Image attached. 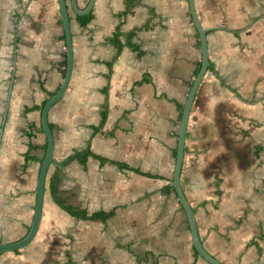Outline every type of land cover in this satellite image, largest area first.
<instances>
[{
	"label": "crops",
	"instance_id": "1",
	"mask_svg": "<svg viewBox=\"0 0 264 264\" xmlns=\"http://www.w3.org/2000/svg\"><path fill=\"white\" fill-rule=\"evenodd\" d=\"M194 3L210 67L190 113L182 190L211 256L264 264V0ZM70 13L72 75L48 115L64 167L48 169L34 240L0 264H208L172 188L202 64L188 0H96L86 26ZM65 62L58 0H0V244L31 227L47 138L41 111L26 108L60 88ZM53 188L88 216L112 215L78 219Z\"/></svg>",
	"mask_w": 264,
	"mask_h": 264
},
{
	"label": "water",
	"instance_id": "2",
	"mask_svg": "<svg viewBox=\"0 0 264 264\" xmlns=\"http://www.w3.org/2000/svg\"><path fill=\"white\" fill-rule=\"evenodd\" d=\"M190 14L192 17V21L194 26L199 34L200 44H201V51H202V64L199 70V73L196 76V79L193 82L192 88L184 105V109L182 112V118L180 122V129H179V136H178V146H177V154H176V162L174 167L173 173V188L175 190L176 196L178 198L179 203L181 204L183 210L185 211L189 228L191 232L192 244L195 251L198 255L205 260L208 264H223L218 261L216 258L211 256L206 249L204 248L200 237L198 235V230L196 226V220L194 211L191 208L181 186V170H182V163L184 154L186 152L185 149V142L187 139V129L188 123L190 119V113L193 107L194 100L197 96V92L199 86L207 73L210 67L209 61V53H208V46H207V35L206 31L201 27L200 22L196 15L195 10V3L194 0H188ZM96 3V0H89L87 6L84 9H81L78 5V0H70V5L68 4L67 0H58L60 14H61V22L62 27L64 30L65 36V45H66V70L64 74V78L60 88L48 98L41 110V125L42 129L47 138V147L45 151V156L41 162L37 188H36V205L34 211V217L31 224V227L27 233V235L21 239L20 241L7 243V244H0V254L6 252H13L17 250L24 249L28 246L35 238L40 221L42 216V208H43V201H44V193H45V184H46V177L48 173V169L51 165H55L59 168L64 167V163L57 162L53 158V151H54V135L53 131L50 127L48 115L50 109L63 97L64 93L66 92L73 69V40H72V33H71V18L70 12L73 11L76 16H86L89 15Z\"/></svg>",
	"mask_w": 264,
	"mask_h": 264
},
{
	"label": "trees",
	"instance_id": "3",
	"mask_svg": "<svg viewBox=\"0 0 264 264\" xmlns=\"http://www.w3.org/2000/svg\"><path fill=\"white\" fill-rule=\"evenodd\" d=\"M137 1H139V0H126V3L128 6H131ZM78 20L82 26H86L92 20V13H90L89 15H86V16H80V17H78ZM131 36L132 35L130 34V38H131ZM112 42L118 47V53H119L121 50V45L118 42V34L117 33L112 38ZM64 65L66 66V62ZM44 104H45V102L41 106H33V107L26 108V111H31V110H40L41 111ZM52 192L54 194L55 200L58 203V205H60L70 215H72L78 219H82V220H103V221H105L109 217H111V215H112V213H100V214L98 213V214H93L91 216H88L85 211L80 210L78 208H74L72 206H68L63 201L59 200L55 196V189L54 188H53ZM196 256H199L197 252H196Z\"/></svg>",
	"mask_w": 264,
	"mask_h": 264
}]
</instances>
